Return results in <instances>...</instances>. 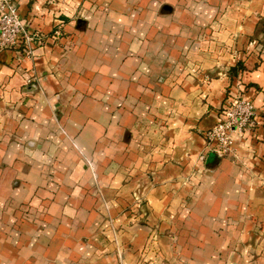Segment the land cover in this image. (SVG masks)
I'll use <instances>...</instances> for the list:
<instances>
[{
	"label": "crops",
	"instance_id": "obj_1",
	"mask_svg": "<svg viewBox=\"0 0 264 264\" xmlns=\"http://www.w3.org/2000/svg\"><path fill=\"white\" fill-rule=\"evenodd\" d=\"M13 1L45 40L0 52V264H264V0Z\"/></svg>",
	"mask_w": 264,
	"mask_h": 264
},
{
	"label": "built area",
	"instance_id": "obj_2",
	"mask_svg": "<svg viewBox=\"0 0 264 264\" xmlns=\"http://www.w3.org/2000/svg\"><path fill=\"white\" fill-rule=\"evenodd\" d=\"M54 38L62 36L60 29L54 32ZM45 35L31 30L21 16L13 0H0V52L21 48L32 59L37 47L43 45ZM258 109L242 94L231 95L223 107L218 123L204 135L209 153L217 157L233 155V134H245L259 126ZM137 207L143 201L135 195ZM119 264H124L123 253L118 247Z\"/></svg>",
	"mask_w": 264,
	"mask_h": 264
},
{
	"label": "rangeland",
	"instance_id": "obj_3",
	"mask_svg": "<svg viewBox=\"0 0 264 264\" xmlns=\"http://www.w3.org/2000/svg\"><path fill=\"white\" fill-rule=\"evenodd\" d=\"M256 46H258V47H260V46H264V43L263 42H260V41H257V44H256Z\"/></svg>",
	"mask_w": 264,
	"mask_h": 264
},
{
	"label": "trees",
	"instance_id": "obj_4",
	"mask_svg": "<svg viewBox=\"0 0 264 264\" xmlns=\"http://www.w3.org/2000/svg\"><path fill=\"white\" fill-rule=\"evenodd\" d=\"M239 68H241L242 69V65L239 63ZM236 71V70H235Z\"/></svg>",
	"mask_w": 264,
	"mask_h": 264
}]
</instances>
